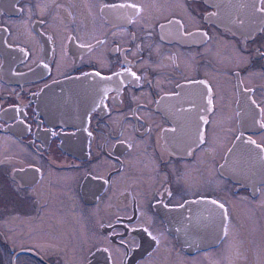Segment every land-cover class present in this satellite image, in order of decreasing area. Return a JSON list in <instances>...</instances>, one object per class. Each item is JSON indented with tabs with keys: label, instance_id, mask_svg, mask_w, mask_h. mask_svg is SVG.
<instances>
[{
	"label": "flooded vegetation",
	"instance_id": "1",
	"mask_svg": "<svg viewBox=\"0 0 264 264\" xmlns=\"http://www.w3.org/2000/svg\"><path fill=\"white\" fill-rule=\"evenodd\" d=\"M261 8L0 0V264H264Z\"/></svg>",
	"mask_w": 264,
	"mask_h": 264
},
{
	"label": "snow or ice",
	"instance_id": "2",
	"mask_svg": "<svg viewBox=\"0 0 264 264\" xmlns=\"http://www.w3.org/2000/svg\"><path fill=\"white\" fill-rule=\"evenodd\" d=\"M262 3H264V0H262ZM120 7H128V8H132V9H136L137 11H139V6L138 5H136V4H127V5H120ZM260 11L261 12H264V8H261L260 9ZM83 46V45H82ZM262 55H264V53H261ZM126 71H128L129 73H130V75L131 76H133L136 80H139L140 79V77L139 76H137L136 75V73L135 72H131V70L130 69H128V70H126ZM97 75H99V73H97ZM250 91V90H249ZM209 103H211V101H209ZM253 103H255V101H253ZM261 112L262 113H264V109H261ZM261 127L262 128H264V123H261ZM53 135H55L56 133H52ZM89 135H91V133H89ZM250 139V138H249ZM201 141H203V137L201 136ZM252 144H256V142L254 141V140H252V141H250ZM257 147H261L260 145H256ZM105 182H107V181H105ZM168 195H171V193L169 192V193H167ZM212 203H216V201H212ZM221 208H223L224 207V205L223 204H221V205H219ZM118 221H119V218H118ZM109 227H111V225L109 226ZM143 230V232H145L150 238H151V240L152 241H155L157 238L148 230V228H143L142 229ZM132 231H136V229H132ZM126 243H128L127 241H125V240H121L120 241V244L121 245H126ZM134 243V242H133ZM134 247H135V249H139V247H140V245L138 244V243H136L135 245H134ZM103 251L104 252H108V249L107 248H105V249H103Z\"/></svg>",
	"mask_w": 264,
	"mask_h": 264
}]
</instances>
